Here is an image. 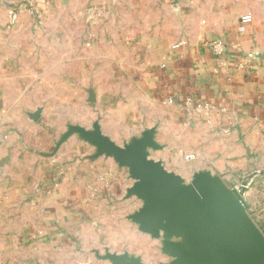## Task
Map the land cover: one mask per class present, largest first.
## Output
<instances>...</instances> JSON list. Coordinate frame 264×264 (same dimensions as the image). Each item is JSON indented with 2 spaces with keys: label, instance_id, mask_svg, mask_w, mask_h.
Listing matches in <instances>:
<instances>
[{
  "label": "crops",
  "instance_id": "obj_1",
  "mask_svg": "<svg viewBox=\"0 0 264 264\" xmlns=\"http://www.w3.org/2000/svg\"><path fill=\"white\" fill-rule=\"evenodd\" d=\"M96 119L118 144L152 130V159L242 186L253 213L264 0H0V264H111L101 255L119 252L118 224L141 204L125 198L127 168L76 135L54 149L67 125Z\"/></svg>",
  "mask_w": 264,
  "mask_h": 264
},
{
  "label": "water",
  "instance_id": "obj_2",
  "mask_svg": "<svg viewBox=\"0 0 264 264\" xmlns=\"http://www.w3.org/2000/svg\"><path fill=\"white\" fill-rule=\"evenodd\" d=\"M38 115L36 110L32 118ZM71 135L92 145L93 157L110 156L127 168L134 182L125 198L141 202L127 217L141 232L161 236L162 252L171 257L156 264H264V234L236 187L206 170L193 172L188 180L167 170L149 156L160 148L152 130L118 144L102 133L97 119L90 127L70 124L54 149ZM101 257L111 264H143L127 252L105 250Z\"/></svg>",
  "mask_w": 264,
  "mask_h": 264
},
{
  "label": "rangeland",
  "instance_id": "obj_3",
  "mask_svg": "<svg viewBox=\"0 0 264 264\" xmlns=\"http://www.w3.org/2000/svg\"><path fill=\"white\" fill-rule=\"evenodd\" d=\"M136 198L135 196H131ZM261 205L254 212L250 213L251 217L264 234V198L262 197ZM253 210V209H252ZM128 216V215H127ZM129 223H119L118 232V249L119 253L127 252L137 256L143 264H156L158 262H167L170 256L162 252L161 236L154 237L148 233H143L137 228V224L127 217ZM177 240V238H171Z\"/></svg>",
  "mask_w": 264,
  "mask_h": 264
},
{
  "label": "built area",
  "instance_id": "obj_4",
  "mask_svg": "<svg viewBox=\"0 0 264 264\" xmlns=\"http://www.w3.org/2000/svg\"><path fill=\"white\" fill-rule=\"evenodd\" d=\"M241 20L243 22H249L250 17L246 16V17H243ZM183 44H184V41L180 40V41L172 44L171 47H172V49H177L178 47L182 46ZM209 48H210L211 52H213L215 55H221L224 51V43L220 39H215L209 43ZM181 155L187 160L193 158L192 154H181ZM236 189L238 192H240L242 198L245 199L244 198V191H240V188H238V187H236Z\"/></svg>",
  "mask_w": 264,
  "mask_h": 264
}]
</instances>
